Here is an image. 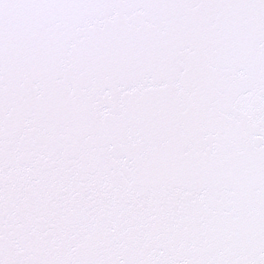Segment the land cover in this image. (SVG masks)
<instances>
[{"label": "snow or ice", "instance_id": "1", "mask_svg": "<svg viewBox=\"0 0 264 264\" xmlns=\"http://www.w3.org/2000/svg\"><path fill=\"white\" fill-rule=\"evenodd\" d=\"M0 264H264V0H0Z\"/></svg>", "mask_w": 264, "mask_h": 264}]
</instances>
